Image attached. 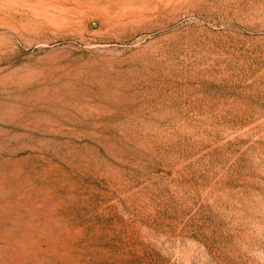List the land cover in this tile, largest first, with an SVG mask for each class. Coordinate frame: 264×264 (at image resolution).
Masks as SVG:
<instances>
[{
  "label": "rangeland",
  "instance_id": "obj_1",
  "mask_svg": "<svg viewBox=\"0 0 264 264\" xmlns=\"http://www.w3.org/2000/svg\"><path fill=\"white\" fill-rule=\"evenodd\" d=\"M262 260L264 0H0V264Z\"/></svg>",
  "mask_w": 264,
  "mask_h": 264
},
{
  "label": "clouds",
  "instance_id": "obj_2",
  "mask_svg": "<svg viewBox=\"0 0 264 264\" xmlns=\"http://www.w3.org/2000/svg\"><path fill=\"white\" fill-rule=\"evenodd\" d=\"M261 264H264V260L261 261Z\"/></svg>",
  "mask_w": 264,
  "mask_h": 264
},
{
  "label": "water",
  "instance_id": "obj_3",
  "mask_svg": "<svg viewBox=\"0 0 264 264\" xmlns=\"http://www.w3.org/2000/svg\"><path fill=\"white\" fill-rule=\"evenodd\" d=\"M95 25V24H94Z\"/></svg>",
  "mask_w": 264,
  "mask_h": 264
}]
</instances>
